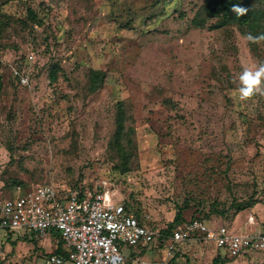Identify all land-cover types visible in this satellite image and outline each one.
Segmentation results:
<instances>
[{
	"label": "rangeland",
	"instance_id": "rangeland-1",
	"mask_svg": "<svg viewBox=\"0 0 264 264\" xmlns=\"http://www.w3.org/2000/svg\"><path fill=\"white\" fill-rule=\"evenodd\" d=\"M203 4L0 0V203L40 186L105 182L156 231L179 210L185 220L205 213L211 227L264 231V95L238 92L241 72L264 63V41L248 42L216 18L195 26ZM16 64L28 67L27 86L13 78ZM93 70L104 74L96 91ZM118 102L133 139L124 172L112 142ZM24 235L0 232V264H44L59 240ZM163 246L124 243L121 252L125 264H211L223 255L192 241L167 260ZM227 264H264V254Z\"/></svg>",
	"mask_w": 264,
	"mask_h": 264
},
{
	"label": "built area",
	"instance_id": "built-area-1",
	"mask_svg": "<svg viewBox=\"0 0 264 264\" xmlns=\"http://www.w3.org/2000/svg\"><path fill=\"white\" fill-rule=\"evenodd\" d=\"M33 60L34 53L30 51L25 64ZM12 74L21 85L29 84L26 65L21 69L13 67ZM148 218L144 215L140 222L133 212H126L105 182L61 191L53 186H40L0 203V232L27 230L39 240L52 232L59 234L64 253L46 255L44 264H124L122 244L146 246L161 237L159 231L147 224ZM252 221L250 217L249 222ZM192 241L211 244L222 252L221 257L235 259L252 252L264 254V231L234 232L223 225L211 227L194 218L173 229L164 242V258L173 256L176 245Z\"/></svg>",
	"mask_w": 264,
	"mask_h": 264
},
{
	"label": "trees",
	"instance_id": "trees-1",
	"mask_svg": "<svg viewBox=\"0 0 264 264\" xmlns=\"http://www.w3.org/2000/svg\"><path fill=\"white\" fill-rule=\"evenodd\" d=\"M238 3L243 7H246L248 9V12L246 15L238 16L237 14L233 13L231 11V7L233 4ZM258 5V6H257ZM259 6L264 7V0H204V4L200 8V11L196 13L195 18L193 19L192 23L197 27H203L208 19L216 18L221 25H234L238 27V29L243 34H252L253 36H258L264 34V8H261ZM27 19L30 22H38L37 21V14L34 9L28 7L27 8ZM15 68L21 69L22 65L16 64L14 65ZM104 74L101 71L93 70L90 72V90L96 91L99 86L101 85L102 79ZM54 75L51 74L50 78L53 79ZM13 78L16 80L18 84V78L16 76H13ZM27 86V85H22ZM127 116H126V108L125 104L123 102H118L116 104V114H115V131L113 134L112 142L114 144V147L116 149V153L120 158V167L122 168V171L128 170V164L129 159L133 156V144L131 143L133 141L132 139V131L131 129L127 128ZM78 186H84L81 183L74 185L73 188ZM126 212H133L136 217L142 221V215L137 213V211L133 210L132 205H129L127 203H123ZM236 212L243 211L245 209L242 205H236ZM201 219L205 221L206 223L209 222L208 216L205 213H198L196 216L191 217L190 219ZM188 219V220H190ZM186 221L182 216V211L179 210L171 224L164 230L159 231L161 237L158 239L160 243L164 244L165 240L171 235L173 229H175L177 226H179L181 223ZM147 224L154 229V227L150 224V222L147 220ZM155 230V229H154ZM14 232H6V239L8 240L10 238L9 235H11ZM51 236L57 237L59 240L57 242V245L55 249L51 252L52 254L56 253H64V244L61 241L59 234L52 232ZM34 235L30 233V236H23V241H29V242H36L34 239ZM5 239V240H6ZM3 245V244H2ZM234 258H228L227 256L221 257V255L218 253L215 258L212 259L211 264H227L231 262ZM125 264V261H124Z\"/></svg>",
	"mask_w": 264,
	"mask_h": 264
},
{
	"label": "clouds",
	"instance_id": "clouds-1",
	"mask_svg": "<svg viewBox=\"0 0 264 264\" xmlns=\"http://www.w3.org/2000/svg\"><path fill=\"white\" fill-rule=\"evenodd\" d=\"M231 11L238 16L246 15L248 9L235 3L231 7ZM242 39L251 42L259 43L264 41V34L253 36L252 34H245ZM240 87L238 89L239 98L241 100H247L253 97L255 94L264 95V63L259 64L255 69H245L239 75Z\"/></svg>",
	"mask_w": 264,
	"mask_h": 264
},
{
	"label": "crops",
	"instance_id": "crops-1",
	"mask_svg": "<svg viewBox=\"0 0 264 264\" xmlns=\"http://www.w3.org/2000/svg\"><path fill=\"white\" fill-rule=\"evenodd\" d=\"M51 236V234H49L46 238L48 239Z\"/></svg>",
	"mask_w": 264,
	"mask_h": 264
}]
</instances>
